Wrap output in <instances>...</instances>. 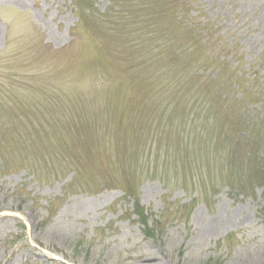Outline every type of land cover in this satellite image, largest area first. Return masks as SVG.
<instances>
[{
	"label": "rangeland",
	"instance_id": "obj_1",
	"mask_svg": "<svg viewBox=\"0 0 264 264\" xmlns=\"http://www.w3.org/2000/svg\"><path fill=\"white\" fill-rule=\"evenodd\" d=\"M159 1L0 0V264H264V0Z\"/></svg>",
	"mask_w": 264,
	"mask_h": 264
},
{
	"label": "trees",
	"instance_id": "obj_2",
	"mask_svg": "<svg viewBox=\"0 0 264 264\" xmlns=\"http://www.w3.org/2000/svg\"><path fill=\"white\" fill-rule=\"evenodd\" d=\"M150 1L151 0H132V1L113 0L111 7H110V11L108 12L109 14L107 16L109 17V19H114L115 21L116 20L124 21L128 24V26H132V27L140 26L143 22L147 23L150 30L149 32H146V34L149 36H154L153 41L157 44V47H163V48L169 49L171 40L170 39L166 40L167 35L164 34L163 30L162 32L160 30V27H161L160 17H163L166 12L160 9L161 5L160 3H158L160 2L159 0H153L151 2V6L146 4V2H150ZM190 3H191V0H175V2H173L172 9L177 10V4H179L180 6L186 7ZM136 8H139L140 10H137ZM130 11L133 12L134 14L131 17H130L131 15ZM134 12H136L137 14L142 12V15L136 16ZM204 41L206 44L207 40H204ZM255 95L258 98L262 97V93L260 92V90L255 92ZM237 126L240 128L241 133L243 134V137L246 140L252 139V134L247 129L240 127V126H245L244 124L240 126L237 124ZM251 126L252 127L254 126L259 131V133H260V129L264 131V114L262 115L261 118L260 117L257 118V121ZM231 144L232 143H230L229 146ZM232 147L234 148V150L239 149L238 151H240V146H236L232 144ZM256 150L257 151L260 150L259 146H257ZM234 162L238 164L237 159H234ZM263 170L261 169L262 173L264 174ZM262 183L264 184V178H263ZM133 215L137 217V219L139 220V222L141 223V225L144 227V229L147 232H151L153 230L149 222V217L143 210H141L139 207H136ZM263 218H264V215H263Z\"/></svg>",
	"mask_w": 264,
	"mask_h": 264
}]
</instances>
